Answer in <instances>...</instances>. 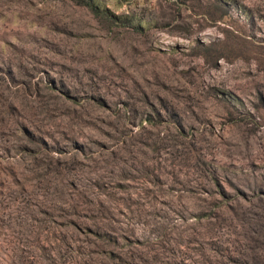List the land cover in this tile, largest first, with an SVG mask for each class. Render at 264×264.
I'll list each match as a JSON object with an SVG mask.
<instances>
[{
	"label": "rangeland",
	"instance_id": "obj_1",
	"mask_svg": "<svg viewBox=\"0 0 264 264\" xmlns=\"http://www.w3.org/2000/svg\"><path fill=\"white\" fill-rule=\"evenodd\" d=\"M0 264H264V0H0Z\"/></svg>",
	"mask_w": 264,
	"mask_h": 264
},
{
	"label": "trees",
	"instance_id": "obj_2",
	"mask_svg": "<svg viewBox=\"0 0 264 264\" xmlns=\"http://www.w3.org/2000/svg\"><path fill=\"white\" fill-rule=\"evenodd\" d=\"M90 5H92V3H90Z\"/></svg>",
	"mask_w": 264,
	"mask_h": 264
}]
</instances>
